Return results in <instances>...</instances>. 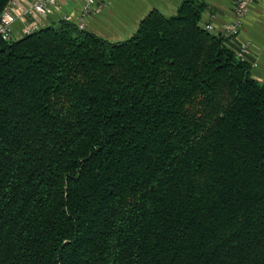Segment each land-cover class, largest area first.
<instances>
[{
    "label": "trees",
    "instance_id": "1",
    "mask_svg": "<svg viewBox=\"0 0 264 264\" xmlns=\"http://www.w3.org/2000/svg\"><path fill=\"white\" fill-rule=\"evenodd\" d=\"M206 8L0 35V264H264V83Z\"/></svg>",
    "mask_w": 264,
    "mask_h": 264
},
{
    "label": "crops",
    "instance_id": "2",
    "mask_svg": "<svg viewBox=\"0 0 264 264\" xmlns=\"http://www.w3.org/2000/svg\"><path fill=\"white\" fill-rule=\"evenodd\" d=\"M59 3L47 19L45 25L57 24L62 19L73 20L79 11L78 0H58ZM182 0H115L103 12L85 19V30L93 32L110 41H122L130 37L139 22L152 10L157 9L169 16L176 13ZM207 8L201 13L200 25H212L214 34H221L224 24L233 19V9L237 0H204ZM29 0H20L12 6L13 13L26 7ZM36 15L18 18L12 24L13 38L25 35V29L34 21ZM241 42H248L247 60L251 64L252 76L264 83V0H255L241 21L238 32L228 38L227 43L234 48ZM235 49V48H234Z\"/></svg>",
    "mask_w": 264,
    "mask_h": 264
},
{
    "label": "built area",
    "instance_id": "3",
    "mask_svg": "<svg viewBox=\"0 0 264 264\" xmlns=\"http://www.w3.org/2000/svg\"><path fill=\"white\" fill-rule=\"evenodd\" d=\"M20 0H10L9 3L0 13V35L6 40L10 41L13 39L12 24L18 18L33 17L38 16L40 20H34L26 29L25 34L32 31L38 30L45 26L44 21L48 18L51 12L56 8L59 1L58 0H29V4L26 7H20L19 11L15 14L12 11V6L19 4ZM79 1V11L73 21L78 28H85V19L90 15L100 14L105 8L110 6L115 0H78ZM255 0H237L233 9V19L224 24L222 35L231 38L234 36L241 25L242 19L247 14L249 6ZM207 30L212 29L211 24H207ZM236 53L239 57L247 59L248 55V42L238 43L234 47Z\"/></svg>",
    "mask_w": 264,
    "mask_h": 264
},
{
    "label": "rangeland",
    "instance_id": "4",
    "mask_svg": "<svg viewBox=\"0 0 264 264\" xmlns=\"http://www.w3.org/2000/svg\"><path fill=\"white\" fill-rule=\"evenodd\" d=\"M103 12V11H102ZM206 28V27H205ZM229 37H227V39H228Z\"/></svg>",
    "mask_w": 264,
    "mask_h": 264
}]
</instances>
